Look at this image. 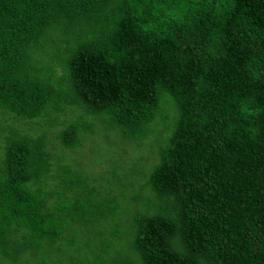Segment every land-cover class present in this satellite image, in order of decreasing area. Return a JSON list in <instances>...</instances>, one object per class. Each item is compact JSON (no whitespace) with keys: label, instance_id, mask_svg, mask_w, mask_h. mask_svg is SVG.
<instances>
[{"label":"trees","instance_id":"obj_1","mask_svg":"<svg viewBox=\"0 0 264 264\" xmlns=\"http://www.w3.org/2000/svg\"><path fill=\"white\" fill-rule=\"evenodd\" d=\"M89 116L154 156L129 212L56 171ZM97 263L264 264V0H0V264Z\"/></svg>","mask_w":264,"mask_h":264},{"label":"rangeland","instance_id":"obj_2","mask_svg":"<svg viewBox=\"0 0 264 264\" xmlns=\"http://www.w3.org/2000/svg\"><path fill=\"white\" fill-rule=\"evenodd\" d=\"M89 119L97 122L95 117L89 116ZM59 148L61 147L57 149ZM56 154L59 159V167L56 168L58 173L65 175L77 171L88 178L91 177V182H96L93 186L104 191L105 197L112 196L114 200H118L122 211L132 210L130 201L134 204L132 200H135L137 204L136 200H138V204H141L149 196L148 191L143 190L142 187L151 171L154 156L149 148H137L124 141L118 130L109 129L97 122L96 132L93 135L86 134L81 147L62 150ZM104 164L107 167L100 168ZM115 172L119 174L116 175ZM95 194L98 193L84 192L83 200L87 202L88 198ZM67 195H77V193ZM93 202L98 204L100 200L96 197ZM91 209L96 210L93 207ZM126 219L128 218L125 215L121 216L122 222Z\"/></svg>","mask_w":264,"mask_h":264}]
</instances>
